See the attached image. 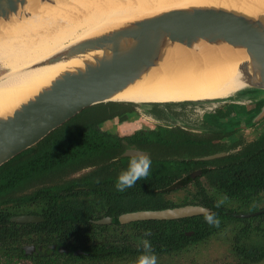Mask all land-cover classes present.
<instances>
[{
  "label": "trees",
  "instance_id": "trees-1",
  "mask_svg": "<svg viewBox=\"0 0 264 264\" xmlns=\"http://www.w3.org/2000/svg\"><path fill=\"white\" fill-rule=\"evenodd\" d=\"M134 106L109 102L85 109L38 146L0 167V264H133L143 251L142 238L149 240L157 264H165L162 259L197 249L218 236L230 237L233 258L242 252L252 258L245 264L264 262V139L245 154L193 162L171 158L210 155L195 147L200 144L188 132L137 133L134 141L157 149L155 166L131 188L117 191L116 178L129 161L122 157L126 139L103 130L102 124L115 118L129 120L137 114ZM203 163L224 166L205 170L209 183L197 182L195 191L188 185L167 183L191 165ZM89 167L96 169L67 178L68 172ZM111 168L113 173H108ZM179 189L187 194L182 205L206 206L216 214L219 225L208 224L203 215L118 222L125 213L176 207L168 196ZM219 194L229 199L216 207ZM243 214L252 216L239 217ZM21 215H35L43 221L12 222ZM107 218L112 223H103ZM145 232L150 235L145 237ZM32 245L36 251L26 255L24 247ZM80 250L82 254L76 255Z\"/></svg>",
  "mask_w": 264,
  "mask_h": 264
},
{
  "label": "water",
  "instance_id": "water-1",
  "mask_svg": "<svg viewBox=\"0 0 264 264\" xmlns=\"http://www.w3.org/2000/svg\"><path fill=\"white\" fill-rule=\"evenodd\" d=\"M41 2L45 4L50 1ZM262 3L263 0H215L185 4L124 21L37 63L33 67L80 60L79 65L70 66L59 73L49 85L21 103L10 115L0 117V167L38 146L85 109L109 102L131 103L116 98L146 80L162 65L178 59L175 57L180 51L244 54L246 59L238 65L237 75L241 88L225 100L191 102H204L209 107L230 103V107L224 109L225 115H238L240 121L252 119V128L264 122ZM28 4L29 0H0V31L3 25L15 18L30 17ZM140 153L146 154L133 148L126 151L123 157H133ZM222 155H212L201 160ZM201 215L200 206L188 205L125 213L119 216L118 222L125 225L138 221L180 220ZM11 220L22 224L43 221L35 215H21ZM112 221V218H107L103 223ZM24 250L26 255H32L36 247L26 246ZM65 251V248H61V252ZM75 254H82V251Z\"/></svg>",
  "mask_w": 264,
  "mask_h": 264
},
{
  "label": "bare ground",
  "instance_id": "bare-ground-1",
  "mask_svg": "<svg viewBox=\"0 0 264 264\" xmlns=\"http://www.w3.org/2000/svg\"><path fill=\"white\" fill-rule=\"evenodd\" d=\"M49 1L43 4L41 0H29L30 17L15 18L2 26L0 69L5 72L0 75V117L10 115L59 73L79 65L80 60L33 67L37 63L124 21L185 5L184 0ZM175 58L116 99L136 104L225 100L242 86L237 75L238 65L246 59L244 54L180 51Z\"/></svg>",
  "mask_w": 264,
  "mask_h": 264
},
{
  "label": "flooded vegetation",
  "instance_id": "flooded-vegetation-1",
  "mask_svg": "<svg viewBox=\"0 0 264 264\" xmlns=\"http://www.w3.org/2000/svg\"><path fill=\"white\" fill-rule=\"evenodd\" d=\"M170 104L176 105V103H167L166 105L165 104L150 105L152 106L151 111L154 112V116L155 118L158 119V121L159 120L164 121L166 117L164 116L165 114L163 115L160 112L161 110L157 111L156 109L159 107L164 108V106H171ZM179 104H184V103H178V105ZM230 105H231L230 103H227V106H223L221 104H218L213 107L204 106L203 109H200L201 107L195 106L194 107L195 112H197L198 110H202L201 114L199 113L201 116L194 114V117H196V119H194V117L193 118L190 117L188 120L196 126H201L200 127L202 128L201 131L194 130L196 126L185 128L181 126L172 127L169 125L159 124L153 129L148 130V131H141V129H139V131L136 130L135 133H133L132 135L126 136V137L125 135L124 136L116 135V136L123 137L126 139L125 141H123L125 148L122 153V157L126 151L135 148V149L141 150L142 152H145L146 155H148L151 158V160L154 161L155 158L158 156L157 149L152 146L145 147V146L139 145L137 141H134V137L136 136L137 133H141V132H153L155 134H158L159 130L161 131L162 129H169L170 131L182 130L183 132H188L191 135L192 139L194 140L196 139L197 143L201 145V146L195 145V147L199 148L203 152H207L208 154H210L209 156L223 154L222 156H219L217 158L210 159V160H201V158H204V157L183 158V157H178L177 155H173L171 158L175 160H179V161L192 160L193 162H209V161H216L220 159L221 161H223L225 159L232 158L236 155L245 154L248 148H252V144H255L264 139V130H261L260 129L261 127H259L261 123L252 128V122H251L252 119L251 120L245 119L244 121L242 120L240 121L238 115L234 117H231L230 114L225 115L224 109L225 108L228 109ZM252 136L255 138L254 140H252ZM205 157H208V156H205ZM123 158L130 159L131 157H123ZM160 158L161 157H159L158 159ZM154 166L155 164L153 165L151 164L150 167L153 168ZM223 166L224 165L222 164L220 165L204 164V163L194 164L189 167L188 171L187 170L182 171L179 177H175L171 179L170 181H167V183L169 185H177V186L179 185L189 186L190 185L192 187L197 185V182L204 183L205 185H207L209 183L208 182L209 179L206 177L205 170H211L216 167L221 168ZM186 195L184 196L183 200L185 199ZM188 200H191V199L188 197ZM171 203L176 204L177 205L176 207L196 205V206H203L207 208L206 206L199 205V204L182 205V201L180 203H175L171 200ZM176 207H172V208H176ZM207 209L210 212H213L209 208ZM243 215H249L244 218H248L252 216V214H243ZM240 216L241 215H239V217ZM190 234L192 233H189V235Z\"/></svg>",
  "mask_w": 264,
  "mask_h": 264
},
{
  "label": "rangeland",
  "instance_id": "rangeland-1",
  "mask_svg": "<svg viewBox=\"0 0 264 264\" xmlns=\"http://www.w3.org/2000/svg\"><path fill=\"white\" fill-rule=\"evenodd\" d=\"M202 2L205 0H184V4H189L191 2ZM250 1V0H247ZM252 1V0H251ZM4 70L0 69V75L4 73ZM184 104L176 103V105L170 104L171 106H164V108L159 107L156 110H161L160 112L166 117L164 121H158L157 118L154 116V112L151 111L153 104H134L137 115L132 116L128 121L122 123L118 121L117 118L109 120L102 124L103 130L107 131L108 133L119 135V136H129L133 133L139 131H148L153 129L159 124L169 125L172 127H195L193 123H191L188 119L190 117H194V114L200 115L202 110H198L200 112H195L194 107H201L200 109H203L204 106H210L207 103L204 104V102H183ZM203 104V105H201ZM221 104V103H219ZM166 105V104H165ZM218 105V104H217ZM221 105L227 106V103H222ZM156 112V111H155ZM157 113V112H156ZM200 113V114H199ZM140 114V115H139ZM201 116V115H200ZM196 119V117H194ZM201 126H196V131H201ZM259 127H261V130H264V123L262 122ZM254 135V134H253ZM255 138L252 136V140ZM96 169L93 167H89L86 169H81L76 172H68L71 173L67 178H79L87 173H90L91 170ZM121 167H119V170ZM73 173V174H72ZM108 173H113L112 168ZM106 173V174H108ZM106 174H104L106 176ZM94 179L98 178V175L94 176ZM192 191H195V188L189 185L188 187ZM186 195V192L179 189L177 192L170 193L168 196V199L172 200L175 203H180L184 196ZM230 241V237L227 238L226 236H218L217 238H214L210 240L207 243L202 244V246L198 247L197 249H191L187 252L180 253L178 255L173 256L169 259H162V263L165 264H245L246 262H249L252 260L251 256L248 258L243 254L242 252L239 254L238 258L235 259L230 254V248L232 245V241ZM247 255V254H246ZM243 256V257H241ZM240 258V259H239ZM261 264H264L261 263Z\"/></svg>",
  "mask_w": 264,
  "mask_h": 264
},
{
  "label": "clouds",
  "instance_id": "clouds-1",
  "mask_svg": "<svg viewBox=\"0 0 264 264\" xmlns=\"http://www.w3.org/2000/svg\"><path fill=\"white\" fill-rule=\"evenodd\" d=\"M152 164L151 158L143 153L131 157L125 169L118 174L114 187L117 191H124L131 188L142 177L149 175V169ZM215 192V189H213ZM226 194H219L216 199V207H220L227 200ZM200 211L203 214L204 220L210 225L218 226L220 221L214 212H210L207 208L200 206ZM150 235V232H145V237ZM143 251L140 252L133 264H157V255L152 251V246L148 239L142 238L140 241Z\"/></svg>",
  "mask_w": 264,
  "mask_h": 264
}]
</instances>
